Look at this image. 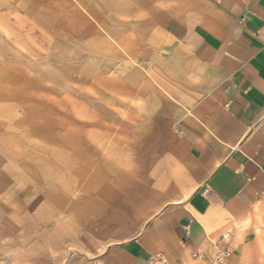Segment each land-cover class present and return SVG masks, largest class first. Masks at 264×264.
<instances>
[{
    "label": "crops",
    "instance_id": "crops-1",
    "mask_svg": "<svg viewBox=\"0 0 264 264\" xmlns=\"http://www.w3.org/2000/svg\"><path fill=\"white\" fill-rule=\"evenodd\" d=\"M124 2L119 33L102 28L116 57L99 56L137 86L162 156L114 239L68 264H211L218 243L227 264H264V0Z\"/></svg>",
    "mask_w": 264,
    "mask_h": 264
},
{
    "label": "rangeland",
    "instance_id": "rangeland-1",
    "mask_svg": "<svg viewBox=\"0 0 264 264\" xmlns=\"http://www.w3.org/2000/svg\"><path fill=\"white\" fill-rule=\"evenodd\" d=\"M122 4L0 0V264L94 256L124 199L150 188L165 133L99 56L116 57L102 28L119 33Z\"/></svg>",
    "mask_w": 264,
    "mask_h": 264
},
{
    "label": "built area",
    "instance_id": "built-area-1",
    "mask_svg": "<svg viewBox=\"0 0 264 264\" xmlns=\"http://www.w3.org/2000/svg\"><path fill=\"white\" fill-rule=\"evenodd\" d=\"M225 238V237H224ZM221 244L218 243L217 251L211 259V264H227L228 259L230 257V252L228 250H224L220 247ZM199 259H203L202 255L198 256ZM148 264H168L164 255L156 254L152 256L148 262Z\"/></svg>",
    "mask_w": 264,
    "mask_h": 264
}]
</instances>
